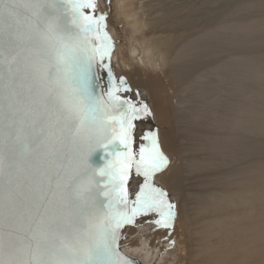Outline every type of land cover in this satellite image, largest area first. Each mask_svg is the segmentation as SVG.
Instances as JSON below:
<instances>
[{
  "label": "snow or ice",
  "instance_id": "6c2138e0",
  "mask_svg": "<svg viewBox=\"0 0 264 264\" xmlns=\"http://www.w3.org/2000/svg\"><path fill=\"white\" fill-rule=\"evenodd\" d=\"M95 7L0 0V264H133L119 254L121 230L139 217L169 230L177 220L175 198L153 182L170 163L159 130L133 149L135 122L153 110L120 95L133 90L112 75ZM94 66L109 76L106 94L94 91ZM133 170L143 180L130 199Z\"/></svg>",
  "mask_w": 264,
  "mask_h": 264
},
{
  "label": "bare ground",
  "instance_id": "6f19581e",
  "mask_svg": "<svg viewBox=\"0 0 264 264\" xmlns=\"http://www.w3.org/2000/svg\"><path fill=\"white\" fill-rule=\"evenodd\" d=\"M98 1L100 0H95V4ZM210 1L204 0L205 3ZM124 2L125 0H115V5L118 8H127L128 5H123ZM172 10L176 11L175 8ZM173 11L170 12L169 9L168 14L165 11L163 14L167 16ZM253 11L263 12V17L249 21L244 17V23L235 26L232 24V28L227 32H220L218 26L213 27L212 21H208L204 29L198 30L199 25L194 16L190 19L180 16L182 18L177 17L176 20V14L173 19L177 24L180 23L181 29L190 28L196 33L187 38L176 36V42L181 43L173 53L172 50H165L168 53L163 57V61L159 60V57L154 58L150 47L143 49V53L133 47L134 42L138 43L137 36H141L142 26L139 27L136 22L137 14L130 12L126 14L128 21L131 20L130 23L121 14V17L125 18L128 31L126 38L122 37L125 40H119L124 44L118 50L117 56L111 54L110 61L121 78L122 73L131 76L132 79L138 77L141 80L146 76V73L142 72L151 75L150 79L146 77L147 87L154 100L164 98L167 101L168 115L172 122L170 125L175 127L179 138L177 143L168 132L159 134L170 149L168 152L180 161V166L168 167V172L154 177L153 181L158 187L174 195L169 198H175L178 204L176 230H172L169 235V230L157 229L153 223H142L150 219L146 217L137 218L134 225L124 230V237L128 233L127 240L125 239L124 244L121 242V248L140 264H264V141L252 144L247 139L244 140L245 133L254 130L264 132V118L257 110L251 112L252 120L251 118L244 120V78L259 80L257 75L247 74L244 77V66L249 69H260L264 66V57L257 62L244 61V51L253 47L264 48V0L245 3L235 9L232 16ZM157 14L150 20H158ZM160 16L163 17L161 14ZM146 19L148 21L149 16ZM159 20L161 21V18ZM110 21H107L105 31L114 34L112 43L117 44L116 41L118 43L119 41ZM225 21L227 20H223ZM155 26L159 27L160 31L159 24ZM180 36H183L182 33ZM139 43L143 44V41ZM145 44L153 45H149V42L147 45V41ZM234 50L240 51L241 55L210 68L212 63L215 65L216 58L223 60L226 53ZM216 70H220L224 75L222 79L224 87H221L220 92L217 85L213 87L214 82L217 83L214 81L216 74L213 80L210 78ZM232 78L235 80L234 90L227 86ZM137 91L139 92L135 89L133 92ZM120 95L132 97L133 94L121 92ZM263 104L264 95L260 99V105ZM149 123V120L135 122L134 151H137L140 143L144 142L141 139L142 134L150 129H157L154 124H151V127ZM253 127L257 129H252ZM244 149L246 153L259 156L254 165L244 173V166L240 164L235 174L225 176L221 180L217 178L219 181L216 183L214 172L220 175L226 172L228 163L223 160L217 163L215 157L227 155L242 163ZM180 150L182 155L178 154ZM183 153L188 155L185 156ZM200 153L207 156L202 157ZM196 154H200L202 158L195 157ZM205 160L209 162L205 163ZM185 180L189 183V189L196 190L190 205L181 201L179 197ZM215 185L219 188L216 189ZM154 218L153 214L151 219ZM154 230L158 231L153 232Z\"/></svg>",
  "mask_w": 264,
  "mask_h": 264
},
{
  "label": "rangeland",
  "instance_id": "374dc122",
  "mask_svg": "<svg viewBox=\"0 0 264 264\" xmlns=\"http://www.w3.org/2000/svg\"><path fill=\"white\" fill-rule=\"evenodd\" d=\"M127 1H128V3H127ZM146 1H148V2L150 1V3L146 2ZM165 1L166 0H141V1L140 0H125L123 5H128L127 8L126 7L125 8H123V7L118 8L115 5V0H100L95 4L96 5L95 13H98V12L103 13L104 11H108L109 15H108L107 21L111 20L110 21L111 24L115 25V26L112 25V27L114 28V32L116 33L117 38H118V39L117 38L116 39L118 41L120 39H122V37L126 38L125 36H126L127 31H128V29H126L127 26L124 22L125 18H126V14L128 12H130L132 14H137L136 15V22L138 23L139 27L142 26V28H140L141 30L139 29L142 33L140 32L141 36H139V35L137 36L138 43L134 42L135 44L133 43L134 44L133 47H136L142 53L145 49H147V47H150L152 50L151 52H152L154 58L159 57V60H161V61H163V57L165 56V54L168 53L169 50H172L171 51L172 53L175 50H177V48L181 42H178V43L176 42V40H175L176 36H179L182 38H187V37L193 36L196 33V31H193V29H190V28L181 29L182 26H180V23H178V24L176 23L177 17L182 16L183 18L190 19V18H193V16H194L196 19L197 25H199L198 30L204 29V27H206L208 25L207 24L208 21L213 22V23H211L213 27L218 26L219 24H217V22L222 23L223 20L231 21V22H233V26H235V25H239L240 23H244L245 20H247V21L258 20V19H261L263 17V12H261V11H253V13L243 12V14L240 13L239 15H233L232 16V12H234L235 9L240 8L242 5H245V3L247 4L251 1L252 2H258L259 0H211L210 2H208L209 4L205 3L204 0H167L166 2ZM170 1H172V2H170ZM151 2H153V3L155 2V3L152 4ZM169 3H170V5H169ZM144 5H146V6H144ZM152 5H153V7H152ZM159 6L162 7L163 10L162 9L160 10ZM182 6H184V7H182ZM157 7L159 8V10H157ZM166 7H169L170 12L173 11L172 10L173 8H175V10H176L179 7V9H177L176 11H173V13H170V15L165 16L166 14L164 15L163 11H165V13H167L169 11V9ZM151 9L152 10L154 9L155 11L153 10V12H152ZM197 9H199V10H197ZM128 10H130V11H128ZM146 10L147 11L149 10V11L147 12ZM156 10H157V12H156ZM136 11H138V12H136ZM144 11L147 12L146 13L147 15L145 13H143ZM158 11H160L162 13H160ZM228 11L231 14H229ZM190 12H192V14ZM183 13H184V15H183ZM226 13H227V15H226ZM121 14L123 16H125V18L121 17L122 16ZM155 14H157V16L159 15V17H157L158 20H156V19H155V21H153L154 19L150 20V18L156 17ZM160 14L162 16L164 15L165 17L164 16L161 17ZM150 15H152V16H150ZM175 15H176V20L173 19L175 17ZM147 16H149V20H148L149 22L146 19ZM182 17H180L178 19H181ZM244 17L245 18L247 17V19L244 20ZM139 18H140L141 22L138 21ZM159 18H161V21L159 20ZM163 18H165L167 21H165ZM144 19H146V20H144ZM126 20L128 21L127 18H126ZM163 20L165 21L164 25H166V26L163 25V23H164ZM145 21H147L148 24ZM150 21H151V24H150ZM156 21H158L157 23L160 26V31H162L161 33H159L160 32L158 30L159 27L157 28L155 26V25H158L157 23H154ZM204 21H206V22H204ZM120 22L121 23L123 22V23L121 24ZM128 22L130 23L131 20H129ZM167 22L169 24H167ZM177 22H179V21H177ZM153 23H154V25H152ZM160 24H162V26ZM152 27L154 29H152ZM165 30H166V32H165ZM117 31L119 32V34ZM143 33H145L144 34L145 36H143ZM146 33H148V34H146ZM181 33L183 36H180ZM109 34L111 36V38H110L111 41H113L112 37L114 34L108 32L107 35L109 36ZM124 38L122 39V41L125 40ZM143 38H144V40H143ZM122 41H119V43L116 41L117 44H115V43L113 44L114 48H113L112 54H115L117 56L118 50L120 49V47H122L121 45L124 44V42H122ZM142 41H143V44L139 43ZM146 41H147V45H148V42H149V45L150 44H153V45L146 46V44H145ZM249 44L253 45V43H249ZM137 45H138V47H137ZM253 48H251V49L249 48V50L244 51V61L257 62L264 57V48H262V47H261V49H260V47H253ZM165 50H168V51H165ZM142 53H141V55H142ZM240 55H241L240 51L234 50V51L226 53L225 57L228 60L229 58H235V57L240 56ZM216 59L217 60H215V65H214V63H212V65H210L211 69L213 67L219 66V64H221L222 60L220 58H216ZM216 61H218V62H216ZM217 63H219V64H217ZM142 73H144V74L146 73L145 74L146 76L143 80L139 79L138 77L135 79H132L131 76H129V75L127 76V74L125 75L123 73H122V78H124L127 81V83L129 84V86L132 88L133 91L135 89L139 90L142 101L146 102L149 105V107L153 110L154 118H147V119H144V121L149 120L150 126H151V124H154L156 126V128L159 130V134L168 132L170 134V137L174 138L175 141L177 143H179V138H178L177 133L175 131V127L170 125V123H172V122H171V119L168 115V103H167V101L164 98H162L161 100H159V99L154 100L153 99L152 94L150 92V89L147 87L148 79L151 78V75L148 72H142ZM215 74H216V77H214ZM234 74H235V72H234ZM247 74L257 75L259 77V80L255 81V80H250V79L244 78V120H249V118H251V120H252L251 112H253L254 110H257L258 114H260L261 117L264 118V104L262 106L260 105V99H261L262 95H264V66L260 69H255V68L249 69L246 66H244V77ZM146 77L148 78L147 80H146ZM213 77H214V81H216L218 83V84L217 83L215 84V82H214L213 87L217 85L216 87L218 88V92H220L221 87H224L223 86V80H222L224 75L220 70H216L214 72V74L212 76H210L211 80H213ZM215 78H217V79H215ZM232 80L229 82V84H227V86L234 90L235 89V80H234V78H232ZM219 83H220V85H219ZM144 89H146V90H144ZM133 91H132L133 95H132V97L131 96L130 97L132 99H135V95H134ZM252 129H257V128L253 127ZM134 133H136L135 129H134ZM159 139H160V144H161V150L169 158V161H170L168 167L173 166V165H179L180 166V161L177 160V157L176 156L173 157V155L170 154V152H168L170 149L168 148L164 139H162L160 137H159ZM245 139H247L252 144L256 143L258 141H264V132L254 130L251 133H245L244 134V140ZM245 151H246V149H244V162H242V163L237 162L236 159H232L231 156L228 157L227 155H224L223 157L216 156L215 161L218 163L221 160H223L225 163H228V165H227L228 169L226 170V173H230L231 175L235 174L237 169H238V166L240 164L244 166V173H245L254 165L255 161L259 158L258 155L249 154V153H246ZM180 152H182V150L178 151V154L182 155V153H180ZM233 152L235 153V151H233ZM200 154L202 155V157L205 156L203 153H200ZM200 154H198L199 156L196 154L197 156H195V157H198L199 159L202 158ZM184 155L187 156L188 154L185 153ZM206 156H207V154H206ZM230 159L232 161H229ZM171 163H172V165H171ZM168 167L164 171H162L161 173H158L157 176L161 175L163 173H166V171L168 172ZM214 175H215V182L216 183L219 181V179L221 180V178L225 177V176H221L220 174H218V172H214ZM217 178H219V179H217ZM142 180H143V178L136 176L134 173V170H133V174H132L131 179H130V190H131L132 199L134 197V193L139 190V188H137L139 186L136 187L135 185L136 184L139 185L140 183H142ZM133 187H134V189H133ZM215 187H216V189L219 188L218 185H215ZM194 192H196L195 188L189 189V183L187 180H185L183 182V185L181 186L179 197H180L181 201L183 200V201H185L186 204L190 205L192 203ZM173 196L174 195L171 192H169V197H173ZM189 198H190V200H189ZM177 206H178V204H177ZM175 226H176V224H174L173 229H171V230L165 229V230H169V231L173 230L174 231V230H176ZM156 231H158V230H154L153 232H156ZM127 234H126V237H124V239L122 241L123 244L125 242V239L127 238ZM135 235H137V233Z\"/></svg>",
  "mask_w": 264,
  "mask_h": 264
},
{
  "label": "water",
  "instance_id": "95a60500",
  "mask_svg": "<svg viewBox=\"0 0 264 264\" xmlns=\"http://www.w3.org/2000/svg\"><path fill=\"white\" fill-rule=\"evenodd\" d=\"M85 11H87V10H85ZM94 15L97 17L100 15H104L106 17L104 24L106 25L108 15H109L108 11H104L103 13L98 12V13H95ZM105 63L107 64V63H109V61L106 59ZM110 66H111L112 75L115 76L116 81L118 82L121 77L117 74L118 72L114 68V65L112 64L111 61H110ZM93 72H94V76H93L94 91L97 94H101V93L106 94L109 87H110L109 76H108L107 72L106 71H100L98 66H94ZM141 100H142L141 95H139V96H136V100H134V101L139 103ZM105 159H106V157H105L104 153L102 151H97L93 154V156L91 158V163L94 167L100 168L103 166ZM97 179H99V177H97ZM129 185H130V181H129ZM129 191H130V199H132L130 188H129ZM128 226H131V225H127L121 230V236H120V239L118 241V251L122 257H124L125 259H127L130 262H133V264H140L138 260H136L135 258L130 257L129 255L124 253V251L121 248V242L124 238V230Z\"/></svg>",
  "mask_w": 264,
  "mask_h": 264
},
{
  "label": "flooded vegetation",
  "instance_id": "af4514ba",
  "mask_svg": "<svg viewBox=\"0 0 264 264\" xmlns=\"http://www.w3.org/2000/svg\"><path fill=\"white\" fill-rule=\"evenodd\" d=\"M134 100H136V96H135V99Z\"/></svg>",
  "mask_w": 264,
  "mask_h": 264
}]
</instances>
